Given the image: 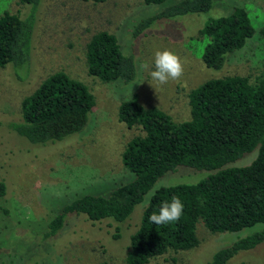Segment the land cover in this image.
Returning <instances> with one entry per match:
<instances>
[{
	"label": "rangeland",
	"instance_id": "rangeland-1",
	"mask_svg": "<svg viewBox=\"0 0 264 264\" xmlns=\"http://www.w3.org/2000/svg\"><path fill=\"white\" fill-rule=\"evenodd\" d=\"M178 1L40 0L29 61L0 68V181L5 184L4 195L0 196V264H125L130 235L155 189L196 183L215 172L177 166L156 180L125 221H90L83 214L70 213L55 234L47 235L49 222L64 204L86 193L106 195L134 179L123 166L121 154L141 129L128 128L118 120L121 102L134 98L182 122L190 118L189 91L205 80L240 75L253 81L264 70V44L260 39L264 0H212L206 12L158 18L133 35V26L140 20ZM234 7L247 11L254 33L241 49L227 54L222 68H208L200 56L204 44L193 37L208 19L229 15ZM4 11L24 17L30 7L18 0H0V14ZM100 30L114 34L121 52L133 57L132 81L105 83L88 74L86 45ZM164 49L181 59L184 71L179 80L161 85L151 79L150 72L154 70V53ZM57 71L82 82L95 104L79 132L62 140L34 144L17 134L11 124L21 121L22 99ZM256 155L257 148L227 166L249 165ZM262 227L257 223L234 232L211 233L198 221L197 247L170 250L149 264H208L217 250ZM242 263L264 264V241L239 251L227 262Z\"/></svg>",
	"mask_w": 264,
	"mask_h": 264
},
{
	"label": "trees",
	"instance_id": "trees-1",
	"mask_svg": "<svg viewBox=\"0 0 264 264\" xmlns=\"http://www.w3.org/2000/svg\"><path fill=\"white\" fill-rule=\"evenodd\" d=\"M18 1L28 5L30 11L24 17L9 11L0 14V68L9 63L18 67L30 59L40 0ZM141 1L156 4L165 0ZM211 6L212 0H180L140 20L133 26V35L140 34L155 19L202 13ZM253 33L247 11L234 7L229 15L208 19L193 39L204 44L200 56L206 67L220 69L227 54L241 49ZM260 39L264 44V26ZM85 56L88 74L102 82L127 83L135 77L133 57L121 52L116 36L108 31L100 30L91 36ZM188 103L190 118L176 122L161 109L146 107L134 98L121 102L118 120L128 128L141 129L121 154L123 166L134 174V179L106 195L86 193L64 204L49 222L47 235L55 234L70 213L83 214L90 221H125L159 177L182 165L215 172L196 183L155 189L138 227L130 235L125 264H149L170 250L197 247L198 221L211 233L263 224L260 230L217 250L208 264H227L239 251L263 242L264 70L253 81L240 75L207 79L189 91ZM94 104V96L82 82L57 71L22 99L21 121L13 122L11 127L34 144L62 140L82 130ZM255 148L257 155L249 165L227 166ZM4 192L5 184L0 181V196ZM173 196L184 205L180 219L167 225L153 224L151 214Z\"/></svg>",
	"mask_w": 264,
	"mask_h": 264
},
{
	"label": "clouds",
	"instance_id": "clouds-1",
	"mask_svg": "<svg viewBox=\"0 0 264 264\" xmlns=\"http://www.w3.org/2000/svg\"><path fill=\"white\" fill-rule=\"evenodd\" d=\"M184 67L181 59L171 50H157L154 53V70L150 72L151 79L159 84H166L169 80H179L183 75ZM184 205L173 196L170 201H164L158 212L149 217L155 225H167L180 219Z\"/></svg>",
	"mask_w": 264,
	"mask_h": 264
}]
</instances>
